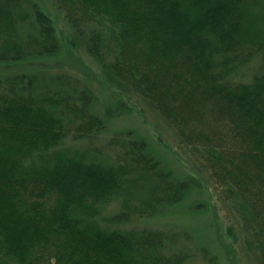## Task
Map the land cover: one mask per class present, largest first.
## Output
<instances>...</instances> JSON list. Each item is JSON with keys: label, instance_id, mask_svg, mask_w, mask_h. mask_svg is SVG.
<instances>
[{"label": "trees", "instance_id": "1", "mask_svg": "<svg viewBox=\"0 0 264 264\" xmlns=\"http://www.w3.org/2000/svg\"><path fill=\"white\" fill-rule=\"evenodd\" d=\"M17 1L0 0V61L55 56L58 38L42 13L39 39L5 40ZM53 2L72 23L94 25L89 50L113 60L115 75L143 90L175 140L208 166L264 264V0ZM255 62L251 82L235 80ZM45 78L0 79V264H188L174 233L121 227L183 202L188 180L170 179L140 143L119 164L49 153L69 134L68 113L81 120L80 135L98 133L102 120L87 93L62 95ZM119 196L125 211L102 224L97 208Z\"/></svg>", "mask_w": 264, "mask_h": 264}, {"label": "rangeland", "instance_id": "2", "mask_svg": "<svg viewBox=\"0 0 264 264\" xmlns=\"http://www.w3.org/2000/svg\"><path fill=\"white\" fill-rule=\"evenodd\" d=\"M37 12L52 23L60 45L57 54L20 62L0 61V79L22 73L56 79L62 95L76 98L87 93L90 113L102 120L98 133L80 135L76 126L81 120L68 113L69 134L49 153L58 151L63 158L85 165L96 159L119 164L127 146L140 143L143 145L140 153L149 154L159 168L171 172L170 179L188 180L190 190L180 204L159 207L121 227L174 233L179 248L190 257L188 264H260L247 248L246 235L224 202L221 188L211 177L208 166L175 140L143 90L137 92L131 83L115 75L113 60L89 50L88 39L95 31L93 24L83 16H78L74 23L65 19L53 0H18L10 10L12 19L7 18L9 31L5 40L14 38L24 44L31 38L39 39ZM102 37L104 41L109 39ZM258 65L259 62L248 65L235 80L251 82ZM122 196L99 206L96 219L105 225L104 220L122 215L125 211Z\"/></svg>", "mask_w": 264, "mask_h": 264}]
</instances>
